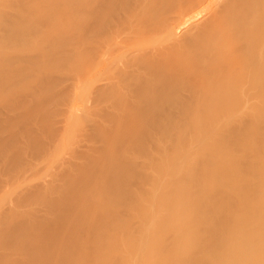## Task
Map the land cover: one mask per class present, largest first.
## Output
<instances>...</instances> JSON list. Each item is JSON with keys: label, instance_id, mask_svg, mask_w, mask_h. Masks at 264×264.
I'll use <instances>...</instances> for the list:
<instances>
[{"label": "bare ground", "instance_id": "1", "mask_svg": "<svg viewBox=\"0 0 264 264\" xmlns=\"http://www.w3.org/2000/svg\"><path fill=\"white\" fill-rule=\"evenodd\" d=\"M2 1L4 4L2 3V5H1ZM2 1L0 2V6L2 8L5 7L6 11L9 10L10 13L6 12V11L5 12L8 14H6L5 12L1 13V11H3L4 9L0 10V93L1 94H2V89H3V88H1V86L7 85V84H5L7 81L9 82V80L11 78L19 76L20 74L23 75L24 72L28 71L29 68L37 70L35 68H37L40 64H43V65H40L38 67V70H39L40 67L44 66V63L47 62L46 60H48V59H46V58L50 57L51 55H54L53 57L55 58V60L58 58L56 60L57 62H55L52 59V57L49 58L51 61L48 60V62L52 63V60H53L54 62H53V64H50V66L54 68V66L57 65V66H55L57 68L58 66L62 67L64 64H66L68 62V59L62 57V55L68 54L71 50H74L73 49L74 47H75L74 51H77L78 53L77 52L76 53L79 54V51H78L79 48L77 47V44L80 42V40L85 39L83 34L80 36H78L79 35L78 34L77 36H75L73 38L69 37V38H66L65 40L61 41V43H62L61 47L58 50H55L58 52H55L53 49L55 47L54 41L58 43L59 37H56L55 35H49L48 32L46 33V31L50 30V28H51L50 31H59L60 30L61 31L60 33L67 34L69 32L68 30L76 27L78 25L77 23L79 22V21H77V23H76L73 20H70L69 16L75 17L77 14H80L81 17H83L85 15L86 18H84L83 23H82V21H80L81 24L79 23L78 26L84 25L88 29V31L91 32L90 34H92L94 36H100L101 41L88 43L85 47H83L80 50V53H81V55H83V59H84L83 62L86 66V69L88 70L87 67H89L88 73L91 72L90 71L91 66H93L92 72L94 70H96V67H97V72L96 73L93 72V75L94 74L95 75L100 74V76H101L100 81H102V89L103 90H101L98 93L96 98L111 103L108 106V108L111 111L112 110L113 111L110 112L109 116H106L105 121L107 122L108 120H110V127H111V126H113V124L111 125V122L117 124L116 121H120V118L122 120V117L124 115V118L125 117L126 118L125 119L123 118V121L124 120L126 121V119H128L127 122L129 121V124H128L129 126H127V127L129 129L126 128L127 130L125 129V131H124L123 130L124 128H122V127H124L123 123L125 121L123 123H122V121H120L122 123V125L121 124L119 125L120 122H118L117 126H119V127H117L116 132H119V135H120L119 137L121 139L124 138L122 136L124 135L123 133L126 132L124 136L125 137L126 136L127 137L132 136L133 139H132V137H131V139L135 140L133 142H136V140H137L136 137H140V135L145 133V132L146 133H148L149 131L151 132V128L154 127L152 125V127L148 128V126H150V124L146 125L147 123L146 124L142 123V122H144V121H142V119H140L142 122L138 120L139 122L136 123V120H137V119H135V117L137 116L136 114L142 115L145 112H151V113L152 112L153 113L158 112V113H160L159 115H163V117L160 118L162 120L159 119L161 121L162 126H163V124L165 125V123H163V119L165 120V118H167L168 114L170 115L171 113H175V114H177L176 119H178L179 121L176 120V121H178L177 125L174 127L172 126V128L169 132V137H168L169 139H167L166 142H163V141L161 142V139L159 138V143H164L162 146L165 148L167 145V147L165 149L164 148L161 149L160 147H162V146L159 145L160 153H158L159 151L157 152V150L154 149L155 145H154V148H152V146L154 144L153 143V144H151L152 145L151 148L156 150V151L153 150V152L150 153L149 151H151V150H149V149H151V148H148L150 146L149 145L150 143H149L148 144L149 146H147V148L145 147V150L146 149H148V150H146L147 152L144 151V153L147 154L149 152L150 154L154 153V155H156L155 153H157V154H159V155H156V157L159 156L157 158L165 159L167 162L172 163V164L175 163L174 161H176V158H179V157L185 158V160L187 159L188 161L186 162L184 159L179 158L180 160H182V162H180L179 159H177L179 161L178 165L180 163H183V164L185 163V164H184V166L181 165L182 167L180 165L179 166L175 165L174 167H180V169H178L177 172H176L177 169L173 168L174 170H170L168 174H162V177L158 182H155L154 184L144 183L143 181L138 180L139 178L137 179V177H134L135 171H133L132 169L135 170V168L131 169V167L126 163V159H128L127 157H129L128 156L129 151H127V153H126L125 150L127 149L128 146L125 147V145H122V144L119 145L118 143L111 144L110 142H112L114 140H110L109 144L107 143L108 147H106L107 144L105 141L108 139H106V140L101 139L100 140V138L104 134L106 135L107 134L106 130L109 129V128H106L107 126L105 128H101V127L103 125L105 126L108 124L102 123V125L98 124L95 126V124L92 122L93 123L92 127H94L93 132H95V134H96V136L94 134V139H97L99 136V139L96 141L100 143V141L104 140L103 142H105L104 144H106V146L104 145V147H103V145H102V147H100L101 143H100V145L98 144L99 147L95 146L97 142L96 141L93 142L94 140H92L90 142L91 144L93 143L92 146L89 144L90 147L88 145L87 146L88 148H85L84 150L79 151L77 156L75 155L74 165L71 162L72 165H70L71 167L69 166L68 170H66L65 172L63 169H62L63 172H61L62 170L61 171L59 170V174H57V176L60 175L61 173L62 174L59 177H55V181L53 180L54 182L52 181V183L50 182L51 184H47L48 181H46L47 183H45V184L48 186L44 185L45 188L40 187V189H39L36 187L37 189L36 188L35 189L36 190L39 189V190L34 191L35 193H33V191H32L33 194H30V195H32V197H30V199H29L31 201L36 199V204L34 206H33V204L30 205L33 202L35 203V201H33V202L29 201L30 204H27V205H30L31 207L33 206L34 209L27 207L26 205H24L22 207L23 203H22V205L21 204L19 205L20 207L19 206L17 207V209H19L20 211H21V207L23 209L30 208L31 210L30 209H29L30 211L28 210V212H29L28 215H24V214H27L26 210H25L26 212L24 210H22V212H20L18 210V211H16L17 213H15V214L8 213V210L10 211L12 209H14V210L16 209L13 205H12L11 209H10V207H11L10 206L9 209L6 210L9 215L7 213H4V214L1 213V215H0V264H65V263L70 264L68 262H70L71 258L73 259L75 256H77L79 254H83V252H81V251L84 249V246H85V245H83V242H84L83 239H82V242H81V240H78V238L80 237L79 235H78L77 239L74 238L75 240H73V239L71 240V238H73V235H74V237H76L75 235H77L73 232V231H75L74 228L76 227V225L78 228L79 227L78 224L81 225V223H83V222L80 223L79 220L80 221L84 220V219L81 220L83 218V216H82L83 214L81 215L82 218L80 217L79 220H78L79 217L78 218L74 217L76 213H78V214L79 213L80 214L85 213L84 215H87L88 211L91 209V211H94L95 214H99L101 212L102 213L101 215H104L103 217H101V215H100V218H96L98 216L93 214L94 216H96L95 220L92 217L93 215L88 218V216L90 214H92V212L90 214H88L87 218L85 216L84 218L88 219V221L90 219L91 223L89 224L90 221L89 222L87 221L85 223L86 220L84 221V223L86 226H88V225H90V226H88L86 232H85V229H86L85 225H81L80 227L84 226V228H83L84 231L82 230V232L83 233L85 232L87 238L85 237V234L78 233V234H81V236L82 235L84 236L85 241H87L86 239H88V237L93 235V233H94V235H96V233H97V234H99V236L96 235V237H94V236H92V237H93V241L95 240V241L99 242V240L98 239L96 240V238L99 237V239L100 238L102 239V237H100V235L102 236L104 234V232L105 231L107 232L108 229L112 226V224H111V226L107 225L108 229L104 228L103 227L104 221L110 222L111 220H108V219H113L115 217H118L122 220L124 225L117 224L118 226L116 225L117 227L116 226H114V227H116V231H118V229L124 230L123 228L130 227V225L132 223V222L130 224L128 223L129 217L127 216V215H129V216L131 215V209H133L136 204H138V205L140 204V206L136 205L137 206V209L135 208L136 210L133 209V213H134V211L136 212V213H134V215L138 214V216H136V217H139L141 215L140 211L141 212L144 211L143 212V214H144L145 210H146V213H147L148 207L146 205H148L149 203L152 205V206H150L151 211L153 208H156L154 210L155 212L158 211V212H161V214L164 213V215L160 218L161 214H154V213H152L153 211L152 212L149 211L147 214L145 213L144 215L143 214L141 215L142 219H141V216L139 218L142 221L143 216L146 215L144 218L145 222L148 224L146 226H149L150 228H152L151 227L152 224L149 225L150 221L153 224L154 223H158L159 225L161 224L160 227H162L161 228L162 230L160 233L161 235H159V236H162V233H163L164 237L169 238V235L165 236L167 233L171 234L169 232H172L175 234H177L176 231L181 232V231L186 230L189 233L191 232L190 236L187 234L188 232L186 233L189 236L188 240H185V238L183 237L184 234H181L182 238H184V239H182V238L181 239L185 240V241H181L182 243L185 244L183 248L178 247L177 242H175V241H177L176 239H178V241L180 242V239H179L180 233H179V235H177V237H179V238H177L176 235H175V237H173L176 239H175V241L173 239L174 242L172 241V243H171V246L173 248L168 253H172V255L173 254L178 255L179 260L182 257L181 263L179 262V260L177 261V257H175V259H174L177 262H179L180 264H219L221 262H224L221 260H223V258H225V254L229 257L228 258L229 260L226 258L228 260L227 263H229V264H256V263L257 264H264V213H263V211H264V202H263L264 198L262 197V192H261V196L258 194L260 192V190L264 189V185H263L264 179L256 180L257 176H258V178H260L261 175L264 176V160L262 162L261 158L259 156L258 157L255 156L259 162H257L256 159H255V161L260 166H262V168L260 170V167L255 166V164L251 166V164L255 162V161L252 162L253 159L255 158L254 157L255 153H254V155H253V153H251V155H249L250 154L249 151L250 150L252 151L251 148H253L254 146H257L256 143H258L257 141L260 138L259 136H258L259 137L258 139L256 138L257 137L256 132L258 131V130H256L257 129L256 126L264 124V120H263L264 117L262 118L260 116V119L258 118L259 120H257V122L254 119V121L252 120L249 124H247L248 122L246 121L247 122L246 123L245 120H243V118L241 119V117H239L240 122L242 123V120H243L247 125L246 128H245L246 125L245 126L242 125L243 127L242 126L241 127L243 129L239 128V126L241 124H239L240 122H238L239 121L238 115L240 116V113H239L240 110L241 111L244 110V112L246 111L245 108H241V106L247 104L246 102H247L248 98L245 99V101H244V98H246L249 95L251 96V97H249L251 99L248 100L249 103H248L247 107L250 108V110L248 108H246L249 110V114L253 117L255 115V113H258L256 110H258L259 112L261 110L262 113L264 112V111H262V110H264V0H207L208 5L209 4L212 5V6L209 5V7H211L212 10L210 13H207V14H205V13L202 14L203 12H206V11L202 10L201 14L204 16L203 17L199 16L200 18H195L194 16L200 12V10L202 9V7L200 5L202 4V6H203V3H201V2H203L205 0H80V2H77V0H75L76 2L74 0H55L54 2H52L53 0H2ZM73 3H75V4H73ZM197 4H198V6L201 7V9L198 8ZM204 5H205V3H204ZM194 7H196V8H194ZM206 7H204V8H206ZM166 9H167V11H170V10L173 11L175 13V16L174 15L172 16V14H169L171 12H169L167 14ZM197 9H200V10H197ZM164 10L166 11V13H164ZM58 15H59V17H58ZM56 17H58L59 21H58V19H56ZM159 18H160V20H159ZM46 19L47 20L50 19L51 22L50 21L49 22L53 23L49 29H46L48 26L47 24H46L47 26H45V28L43 27V25L47 22ZM64 19L66 20L67 25L69 24L68 26H65L66 24L64 23V21H65ZM43 20H46V21L44 22ZM56 20L58 22H56ZM168 21H169V23H167ZM40 22H41V24H40ZM184 22H186V24H185V26H182L184 24ZM42 23H43V25H42ZM41 25L45 29L44 32H42V30H41V29H43L41 27ZM39 26H40V28H39ZM70 26L71 27L73 26V28H71ZM115 28H116V30H115ZM119 28L121 30H119ZM40 30L42 33H40ZM163 30L166 32H164ZM154 33L159 34V35H161V34L164 35V37H165L164 41H166L167 44L163 49H161L160 47H158L156 45L157 43H155V41L158 42L159 39H157V38L154 39ZM48 36H50V39H51V37L52 38L55 37L56 39L53 38V39H51L53 41H49L51 46L45 45V46L49 47L48 49H46V47L42 48V46H43L42 41L44 39H47ZM130 36L131 37L136 36V38H138L136 40L135 44H138L141 52L138 51L139 48L136 45H135L136 48H134L133 47L134 45L132 43L133 46L131 47V50H133L132 48H134V50L135 49H137V50L131 51L129 48L126 50V53L121 52L119 55L116 56L114 54V49L119 48V47H120V49L123 48L124 42L127 41L125 39V37L128 39L127 43H129L130 40L132 39V38H130ZM122 40H124V42H122ZM44 41H46V40H44ZM8 44H11V45L8 46ZM40 44L42 46H40ZM43 44H45V43L43 42ZM141 44H143V45H141ZM35 46H37V47L40 46L39 51L41 53L38 52L37 50H36V52L33 51V50H35L34 49ZM150 46L154 47L153 50H155V48H156V51L155 52L149 51L150 49H152ZM148 47H150V48L148 49ZM30 48H33V50L32 49L30 50ZM145 48H147V49H145ZM44 49L46 50V52ZM103 49L106 51L103 52L102 53L103 55L100 56V61L94 60V55L98 51H103ZM48 50H50V52ZM52 50L54 51V53H52L53 52ZM128 50H130V51H128ZM43 52H45L46 54H48L47 52H49V54H51V55L46 57V55H44ZM73 52H72V54H73ZM130 52H132V53L130 54ZM133 52H135L138 55H136ZM10 54H12L11 57H10ZM42 55H44L45 58ZM71 55H70V59H71ZM128 56H132L133 63L128 65V66H125V65H123V63L128 58ZM39 57L40 58L43 57V59H45L44 61H46V62H44L42 59H39ZM15 61H18V62L22 61V64H23V62H26V63L23 66H20L18 68L16 66H15V68H13L11 66L12 65L11 63L14 64ZM38 62H39V64H38ZM48 62L45 65V70L49 69L48 68L49 67ZM80 62H81V60H80ZM120 62H122V63H120ZM27 63H29V64H27ZM52 65H54V66H52ZM94 65H95V68H94ZM85 66H84V69H85ZM7 67H9L10 71L14 72L13 75H9L10 74L9 70H8V74H7V71H6ZM27 67H28V69H26ZM41 70H44V67H43V69L41 68ZM49 70H51V69H49ZM132 70L134 71V73L132 72ZM52 71H53V69H52ZM92 72H91V74H92ZM140 72H141V76L139 77L138 74H140ZM131 73L137 74V75H133V76H136L139 78V81H137L134 85L131 82V78L133 77V76H131ZM35 75H36V73H35ZM43 76L44 75L40 74L39 79H42V80L38 79L39 83L33 84L34 86H32V87L27 86V87L22 88V90L24 89L23 90L24 92H27V94H20L19 96H14V94H17V93H14L13 98H12V96L10 97V95H9L10 93L9 94L7 93L5 97L3 96L4 98L1 96L3 101H1V99H0V101L3 103L4 106L6 105L5 108H4V106L1 108H3V110L6 108L8 109L10 107V105L14 104L15 102L26 101V99L29 97H30V99L32 98L30 101L33 105L39 104V100L38 101H36V100H37L39 93L40 94L44 93V92L41 93V91L44 90L43 84L46 83L48 78L52 77L51 75H50V77L49 76L43 77ZM20 77H22V76H20ZM16 78H18V77H16ZM89 78L94 79L93 76L92 77L90 76ZM51 79L52 78H50L49 80H51ZM86 80L87 79H85V81H83L82 84H85L88 81V80L87 81ZM63 82H64V80L62 81V83ZM93 89H95V88H92V90ZM14 92H16L15 89H14ZM57 92H59V91H57ZM4 95H5V93H4ZM245 95H247V96H245ZM47 96H48V94H47ZM73 96H75V94ZM232 96H234L235 99H233ZM9 97L12 99H7ZM50 97H51V95H50ZM229 97H231L232 99ZM202 98H204V99L206 98L207 100L205 99V100H203L204 102L203 101L200 102L199 100H201ZM45 99H47V98H45ZM56 100H58V99H56ZM89 100L90 99H88V101ZM85 101H87V100L85 99ZM1 102H0V106H2ZM218 104H219V106L221 104L223 107L227 106L228 110L234 111L233 112L234 114L229 113V115H227V113L229 112V111H227V108L225 107L226 109H224V108H222V106L218 107ZM216 105L219 108V110H221L220 108H222L223 110L227 111L223 115V116H225V114H226L227 117L225 116V117L220 119L222 114H221V116L219 115L220 116L219 122L220 123L222 122V124H220L216 121L217 125L215 127V125L212 126L214 123L209 120V118H211L209 115L208 116V120H209L208 124H210V123H212V124H211V126L209 125L210 127L208 126V124H206V127H209L210 129L212 128V130H210L209 128H205V129H209V130H205L208 132V134L205 135V132H204V135H202L200 133L197 135L198 138L195 137L194 134L198 133V132H196V133L194 132L195 129H197L195 127L197 125H199V126L202 125V127H203V124H201L204 121V119H202L203 118L202 116L204 114H206L207 112L206 113L201 112V114H203L201 117L199 116V113H197L198 114L197 115L194 112H196L197 110L198 111L202 110L201 108H205V111H206V109L214 107L213 109H215V110H214V113H213V111H212V113L215 114V113H218L217 107L215 108ZM70 107H72V106H70ZM77 107H79V106H77ZM80 107H83V106H80ZM232 107H234V109H232ZM236 107H238V108L236 109ZM39 108H40V106H39ZM75 109H77V108H75ZM192 109H194V110H192ZM251 109L253 112L255 110V113L252 112L253 113L252 114L250 112ZM3 110L0 109V129H2V127L6 126L9 122V120L11 119L9 117V120H8L5 118L4 114L2 115L1 111H3ZM188 110H191V112H192L191 113L189 111V114L191 113L189 115V117L192 116V114L194 116L196 114V117L199 116L196 119H194V117H192L194 119V120H192V122L190 121V118H189V120L186 119V121H188L190 124L192 123L190 125L187 122L189 125V128L185 124L181 123L182 120L183 121L185 120L186 114H187L186 112ZM210 110L211 109H209V111ZM4 111H6V110H4ZM72 111H73V109H72ZM237 111H239V112H237ZM75 112L77 113L78 111H74V113ZM81 112H83V111H81ZM76 113L74 115H76ZM153 113H152V115H153ZM161 113H163V114H161ZM236 113H238V114H236ZM241 113H243V112H241ZM81 114H83V113H81ZM259 114H256L255 117H253V118L257 119ZM134 115H136V116H134ZM144 115H147V113ZM144 115H142V116L145 117ZM152 115H151V117H152ZM159 115L156 114L155 117L159 118ZM246 115H248V114H246ZM81 116L79 115V117H81ZM170 116L168 118L173 117V116L172 117H170ZM211 116L213 117L212 114H211ZM214 116L218 117V114H215ZM251 116L248 115V117H251ZM23 117H26V116L23 115ZM139 117L140 116H137L136 118H139ZM151 117H150V119H152ZM183 117H184V119H181ZM217 117H216V120H217ZM32 118L34 119L35 116ZM129 118L131 120H135L132 122L136 123V124L134 125L133 123H131L130 122L131 120ZM168 118H167V120H168ZM33 119H31V121ZM101 119L104 121L102 116H101L100 120ZM214 119H211V120H214ZM78 120L79 119H77V121ZM208 120H207V122H208ZM70 121H72V120H70ZM97 121L98 120H96V119L94 120V122H96V123H97ZM99 121H98V123H99ZM151 121L153 122V119ZM233 121L235 123L239 124V126L237 124H235ZM164 122H166V120ZM179 122L181 124H178ZM138 123H140V124H138ZM171 123H174V122L171 121ZM233 123L237 127L233 128L234 125H233V127H230V125L232 126ZM26 124L28 126L30 125V123H28V122ZM73 124H74V122H73ZM143 124L145 126H147V127H145V126L144 127H145V129H149L148 131L147 130L144 131L145 129H143ZM175 124H173V125H175ZM218 124H220L221 126H225V127H228L227 125H229V127H230V128L228 127L229 131H228V128H226V129L230 133L222 132L221 130L224 127H222L220 129L218 127L219 126ZM154 125H155V123H154ZM70 126L72 127V124ZM158 126H159V124H158ZM179 126H181V127H179ZM30 127H31V125H30ZM30 127L26 128V125H25L24 129H26V130L29 129L28 131L33 130V128H30ZM89 127H90V129H92L91 126H89ZM213 127H215V128L213 129ZM135 128H138V129L136 130ZM160 128L161 127H158L155 131L161 130ZM190 128H191V130H190ZM73 129L77 130L79 128H77V126H75V128H74V126H73ZM139 129L140 130L142 129L144 132L142 130H141L142 131L141 132ZM218 129L223 133V135L226 134V138L231 139V140H229V143H226V142H228L227 141L228 139H226L225 135L223 136L222 133ZM226 129H225V131H226ZM109 130H107V131H109ZM197 130H199V129H197ZM217 130L220 133L217 134L216 136L217 137L223 136L224 137L223 139H225V140H221V138H219V137L216 139L215 134L218 133ZM262 130H264V129H262ZM138 131H140V132L137 133ZM259 131H258V133H259ZM53 132H54V130H53ZM72 132H74V131H72ZM131 132H133V133L131 134ZM258 133H257V135H258ZM259 134H262V133H259ZM263 134H264V131H263ZM11 135L12 136L10 137L9 140H5L3 131H0V158L2 157V160L4 163L3 168L8 167V168H5L6 170L9 169L12 162L15 163L17 158H20L19 156L22 155L21 153H20V155L18 153L16 154L15 152L12 153V151H13L12 149L14 147L13 144L15 143L14 140L17 136V131L13 132ZM92 135L93 134H91V137H92ZM100 135H102V136H100ZM149 135L147 136V139H148ZM154 135H156V132ZM66 136H68V134ZM145 136L146 135H144L143 138L140 137V138H142V140L141 139L140 140L143 141ZM151 136H153V134H151ZM151 136L149 137V139L152 138ZM254 136L257 139L256 141H255ZM104 137H102V138H104ZM116 137H117V135H116ZM116 137H113V139ZM154 137H156V136H154ZM120 138L117 137L115 140H118ZM66 139L68 140V138H66ZM232 139H234L235 141ZM124 140H127V139L124 138ZM132 140H129V141H132ZM140 140H139V144L141 145L143 142H140ZM145 140H146V138H145ZM245 140L247 142H245ZM121 141L122 140H120V142ZM129 141L127 140V142H129ZM154 141H156V140H154ZM174 141H176V142L174 143ZM177 141H178V143H177ZM254 141H255V145L251 146L252 142H254ZM260 141H262V143H263L264 140H260ZM123 143H124V141H123ZM129 143H131V142H129ZM129 143H128V145H129ZM172 143H174V145H172ZM188 143L192 148H190L187 152H185L181 148L183 146H186ZM125 144H126V142H125ZM158 144H156L157 147H158ZM168 144L170 145L171 148L168 147L169 146ZM223 144L224 145L228 144V145H225V147H227V146L231 147L232 146V148L229 149V147H228L229 150L224 152L227 148L225 149V147H223L224 146ZM232 144H234V145H232ZM258 144H260V142ZM112 145H115L117 147V148L115 147L117 149V151H118V149H120L119 152L122 150V148H120V147L124 146V149L122 151H125V152H123V155H121L122 151L119 153V155L117 154V151H116L115 153L117 155H114L111 158H110V156H111L110 155L109 159H108L107 157H108L109 153L112 151L111 150ZM131 145H132V143H131ZM262 145L264 146V144H262ZM134 146H133V148H134ZM143 146H145L144 143H143ZM243 146L245 147V149ZM258 147H260V146H258ZM258 147H256V148H258ZM105 148H109L108 150H111V151L108 152V150H106ZM183 148H185V147H183ZM223 148L225 149L224 151H223ZM247 149H250V150H247ZM254 149H255V147H254ZM161 150H163V151H161ZM216 150L217 151L220 150V151H218L219 154H217L218 152L215 153ZM255 150H256L255 152L258 153L259 150L258 151H257V149H255ZM9 151H11L13 157L12 158H3V155L8 153ZM198 151L202 152L201 155L199 154L200 156H198V154H196V152H198ZM212 151H214V153L216 155L213 154ZM129 153H131V152H129ZM110 154H112V153H110ZM124 154H127L126 155L127 157H125ZM150 154H148V155L152 156ZM211 154H213V156H217V157H212ZM259 154L262 155V157L264 155L263 153L261 154V152ZM51 155H53V154H51ZM106 155H107V157H106ZM148 155H147V158H149ZM186 155L188 156L187 158L185 157ZM246 156H249V157L252 156L251 164L249 161L247 162L248 158ZM201 157H203V158H201ZM25 158H26V156H25ZM155 158H153V159H155ZM205 158L208 159V161L204 160V162H203L202 159H205ZM150 159H152V158L150 157ZM250 159H251V157L249 158V160ZM183 160L185 162H183ZM20 161L18 160V162H20ZM70 161H72V160H70ZM192 161H193V163H191ZM194 161H195V165L197 167V168L195 167L194 171L197 172V175L199 174V172H202L199 174V175H201V174L203 175V176L201 175L202 178H204V175H205L206 179H208L209 178L208 176H210L209 182H212L211 185L209 182L206 181V179L200 180V178L197 180L198 181L197 183H196V180L194 181V183H196V185L193 184L192 178H194L196 173H194V172L192 173L191 172L192 170L190 171V169H193L194 165L192 166V164H194ZM207 162H208V164H206ZM246 162L250 165V167H249V165L247 167H249L251 172L252 171L254 172V169L256 171L257 168L259 167L258 169L260 171L258 170V172L260 174H258L257 171H256L257 176L253 174L256 178L255 177L252 178L253 176L248 174L251 172L250 171L248 172V170H245L246 167L245 168L243 167L244 165L247 164ZM186 163H188V165ZM240 164H242L243 166ZM237 165H239L237 168L238 169L240 168L238 170L239 174H241L240 173L241 170L243 172V168H244V172L246 171L245 173H247L250 176L249 177L250 179L247 178L248 177L247 174H246L247 176L244 175L242 177L243 179H246V180H243L244 182H242V184H244V185H240V184H238V186H237V184L235 185L236 182L240 183L239 181H237L239 179H235L236 175L238 174V173H236V171H237L236 166ZM190 166H192V168ZM253 166H255V167H253ZM252 167H253V170H252ZM65 169H67V168H65ZM1 172L2 171H0V173ZM46 173H48V172H46ZM49 173H50V171H49ZM56 173H58V172H56ZM97 173H99V175L101 173L104 176H101V177L97 176ZM126 173L128 176L126 175ZM172 173H175L176 175H178V177L182 180V182L181 183L174 182V177L172 176ZM186 173H191V174L188 177L186 175ZM218 173H223L222 175L226 176V177L224 176L226 178V180H224L225 182L227 181V179H229V181H227V182H229L228 184H230L231 186L233 184L232 190L230 191L231 193L236 188H240L237 191L235 190L238 193L236 195L237 198L234 197L235 196V194H234L233 197L235 199L234 198L228 199L229 202L235 201L236 205H235V203L232 204L233 206L230 207L232 211L227 212V213H226V211H228L229 206L226 208L225 206H227V205H225V204L226 203L228 204V202H226V203L223 202L225 204L220 202L223 200L224 197L223 198L219 197V199L221 198L222 200L221 199L220 200L219 199L214 200L215 202L218 201L220 203H217V204L213 203L212 204L213 200H212V202H208V195H206L207 196L206 197L202 194L209 187L211 189L209 191H211L213 193V190L215 189L214 187L217 188V189H215L216 191L214 190L215 192H217L218 191V185L224 186L225 183L221 180L224 178L223 177L218 178L219 177ZM216 175H218V177ZM238 175H237V177H238ZM242 175H243V173L240 176H242ZM47 176H48V174H47ZM54 176H55V174H54ZM54 176H52V177H54ZM124 176H126V178L123 179ZM191 176H192V178L190 179ZM213 176L216 177L218 180L220 179L222 182L219 180V184L216 185L217 181H215V178H214L215 182L211 181V180H213L212 179ZM220 176H221V174H220ZM227 176H228V178H227ZM263 176H261V177H263ZM127 177L129 178L128 182L126 180ZM198 177H200V176H198ZM203 180H205L206 184L209 183V185H210V186L206 187L205 190L203 188H205V186H207L208 184L207 185L203 184L204 183ZM137 181H140V182H137ZM199 181H201L200 183H202V181H203V183H202L203 186H202V184L199 183ZM164 182L167 184L166 187L163 186V184H165ZM137 183L139 184V186H141V192L139 193V195L137 194V192H139V187H138V190L136 189L137 192H136V190L134 192L132 191L133 190L132 186L134 187V184L136 185ZM221 183H224V184L220 185ZM225 185H227V184H225ZM200 186L202 188H200ZM164 187L168 188V192L165 193V191H167V190H165ZM135 188H137V187H135ZM187 189H189V191L192 194V200H191L190 195L188 193H186ZM220 189L221 188L219 187V190ZM223 190H221V191H223ZM247 190H253V191L255 190L259 196L258 195L255 196V194L252 195L253 192H251L249 194V191L247 193ZM257 190H259V192ZM26 191H27V189H26ZM262 191L264 192V190H262ZM27 194H28V191H27ZM200 194H202L201 196H203V197H201ZM209 194H211V193H209ZM105 195H107V197H105ZM109 195L111 196L110 199L108 197ZM97 197L100 199V201L99 200L96 201L99 203L98 207L94 204L95 199L97 200ZM103 197H104V199L108 198L109 202H112V203L110 204V209L107 210V208H106V209H103V211H102V203L104 204V206L106 205V203H104L102 201ZM185 198L188 199L193 204H195L197 207L207 205L209 212L210 213L212 212L211 214L213 215V217L215 216V220L212 221L213 220L212 219L209 221V219H211V217H212V215H211V217L209 216L210 218L207 217L208 221H209V222L207 221L208 224L202 223L205 225V226H203L200 223V224H198L197 227H195V224L197 222L196 221V218H197L196 215L197 214H195V212L198 213L199 211L195 210V212H194L195 217L192 218L191 216H185V214L186 215L189 214L188 212H187L188 213L187 214V213H185V211L182 208H178V207L174 206L175 203H177L178 201L180 203H182V205H185V204L190 205L189 201L186 200ZM226 198H225V200H226ZM108 199L106 201H108ZM0 200H2V199H0ZM72 200H73V202L76 200L78 201V202L76 201L73 204V209H72V203L73 202H71ZM236 200H238V201H236ZM4 201H5V198H4ZM23 201L24 200H22L21 202H23ZM144 202L146 203V205H143V204H145ZM2 203H3V201H2ZM68 203H70V204H68ZM98 203H97V205H98ZM123 203H126V205L128 207L126 217H125V215L120 214L118 212V206L120 204H123ZM141 203H142V205H141ZM67 204H68V207H67ZM76 204L78 207H76ZM92 204L95 205L98 209H95V207L91 208V207H93ZM132 204H135V205L133 206ZM210 204H212V205H210ZM62 205L64 207H62ZM15 206H17V205H15ZM141 206H143L142 209H144V207L146 206V209L142 211L140 208ZM234 206H235V208H233ZM69 207H71V208H69ZM74 207H76V209H74ZM129 207H130V209H129ZM138 207H139V209H138ZM99 208L101 209L100 212L97 211V210H99ZM224 208L227 209L225 212L223 211ZM95 210L97 213L95 212ZM105 210H107L108 212ZM110 210L112 211L111 213L109 212ZM220 210H222V212H224V214L226 213L225 215L223 214L224 217H223L222 213L220 212ZM105 212H107V215L109 213L111 214V217H109L110 215H108V218L106 220H104ZM213 212H214V214H213ZM21 213H23V214H21ZM149 213L152 214V217H149L148 220H146V217L151 216V214L149 215ZM73 214H74V216H73ZM198 214L203 216L200 213H198ZM219 214H221V215H219ZM79 215H76V216H79ZM154 215H157V216L160 215L159 219H157ZM199 215H197V216H199ZM72 216H73V218H72ZM204 216H205V214H204ZM136 217H135V219L137 220ZM154 217L157 219L156 222H154V220H156V219H151ZM189 217H191V219ZM69 218H72V219H70V220H72V222L75 219L78 220V224L75 221L73 222V223H75L74 228H72L71 225H73V223L72 222L70 223ZM207 218H206V220H207ZM222 218H223L224 224L219 223L220 221L222 222V220H221ZM140 219H138V220H140ZM149 219H151V220L149 221ZM37 220L39 221L37 226L35 224L33 225L34 221H37ZM65 220H69V221L66 222ZM64 221L67 223V224H65L67 226L69 225L68 223H70L69 227L71 228V230L70 229L68 230V227L65 226L67 229L65 228L66 231H63L62 237L64 235L66 236V234L69 233L68 231H70L69 234H73V235H71L72 237L69 234H67L69 236L70 241H66L68 237L66 238L65 241H64V239H62V241L60 240L61 236L60 237L58 236L59 234L61 235V233H62V231H60V230L59 231L61 233L58 232L59 234L55 235V236H58L59 239H57L58 237L54 238L55 237L54 234L57 233L56 230H58L59 226H61L60 222H64ZM141 221H139L136 224L137 225L139 223L141 224ZM194 221H196V222H194ZM57 222H58V224H57ZM211 222H212V224H215L214 222H216L218 225H212V224L210 225ZM142 223H144V220L142 221ZM53 224L54 225L56 224L58 226V228H56ZM106 224H108V223L106 222ZM51 225H53L55 227V229H54V227L52 226L53 230H55L56 232L53 230H50L52 228ZM143 225L145 226V224H143ZM143 225L142 224L139 225L142 228V230L144 228ZM200 225H202V229H201ZM206 225H208V226L206 227ZM146 226H145L146 230L148 229V232H144V236H146V241L151 240L154 243V241L157 240V241H155L156 243L157 242L161 243L163 237H162V239L158 240V238H160V237L157 238L156 234H154L158 228L160 229V227L157 226L158 227L157 228V227H154L155 225L154 226L152 225L155 229L157 228L153 232V230H151L149 227H146ZM217 226H219V227H217ZM63 227L61 230H65V229H63ZM203 227L205 229H203ZM36 228L37 229L39 228V231ZM79 228H78V230H79ZM154 228H152V229H154ZM32 229L33 230L36 229L38 232L36 230L33 232H36L37 234H35V233L33 234ZM72 229H73V231H72ZM80 229H82V228H80ZM46 230L47 231L49 230V231L47 232ZM78 230L76 229L77 232H78ZM51 231L55 232V233H53L54 237L52 236V233H49ZM64 232L65 233L67 232V233L64 234ZM80 232H81V230H80ZM152 232H153V234H152ZM206 232H208V233H206ZM43 233L44 234L46 233L45 238H43L44 237ZM88 233H91V235ZM157 233H159V232H157ZM49 234H51V235H49ZM132 234H134V233H132ZM140 234H141V232L138 234L139 237H140ZM51 236H52V238H50ZM65 236H64V238H65ZM46 237L47 238L49 237L50 239L49 238L48 239L50 241H48L46 239ZM82 237H80V238H82ZM42 238H43V240L47 241L46 244H45L46 241L44 242L45 245L48 244L45 247H44V245L41 246L43 243H41V245H39L40 243L37 244V241H41V242L43 241ZM168 238H166V239L168 240ZM101 239H100V241H101ZM171 239H169V240L171 241ZM90 240L92 241V238ZM163 240L165 241V239H163ZM93 241H92V243H95V241L94 242ZM164 241H162V244L164 243ZM129 242H131V241H129ZM92 243H90V241L88 242V245H89L88 249H90V247L93 248L92 251H93V253L96 254V258H98L97 254L99 252L100 253L102 252L101 253L102 255L99 253L101 255L99 257H101V259L104 261L105 260L108 261L106 258L107 254H108V256H110V255L113 256L110 252H108V253L104 252V248H105L104 246H102V247H104L103 249L101 248V245L98 246L103 251H101L99 248H97V245L100 242L97 243L96 247L90 246V245H92ZM84 244H85V242H84ZM128 244H130V243H128ZM157 244L154 243L155 246ZM102 245H103V242H102ZM158 245H160V244H158ZM128 246H127V248H129ZM130 246H131V244H130ZM147 246H148V244L146 243L145 247L142 246L144 249H142L140 247L142 250H140V248H139L138 249V250H140L139 253H141V251H143L144 252L143 255H144L146 253ZM86 247H87V245H86ZM132 247H134V246H131L129 249H132ZM150 247L152 249L150 248L149 251L154 249V247L152 245H150ZM94 248H96V249H94ZM258 248L262 249L263 255H261V251H260L259 255H261V257L255 258L256 260H254V255L252 253H254L256 249L258 250ZM194 249H199V250H198V252H196V250L194 251ZM162 250L163 251L160 254V256H162L163 252L167 253V251L164 250L163 247H162ZM242 250L247 251V255L242 254L241 253ZM257 250L255 253H256V256L258 257L259 255H257V252H258ZM41 251H43V252H41ZM88 251L89 250H87L86 252H88ZM103 252H104V256H103ZM200 252H201V254H203L205 256V258L202 255L203 256L202 259L199 258V260H198V257L196 258L195 256H198V253L200 254ZM21 253H23V255ZM41 253L44 254L43 255L44 259L41 258L42 257ZM109 253H110V255H109ZM129 253L131 254V252H128L126 254H128V256H129L130 255ZM25 254H26V256L22 257L24 259L21 258V262L19 261L20 259L17 260L19 256H24ZM39 254H41V256H39L41 258L40 262H39V257L38 258L36 257ZM89 254H91V252ZM132 254H133V252H132ZM132 254H131L132 257L131 256L130 257L134 258L133 256L135 253L133 255ZM136 254H137V257H140V258H143L144 256H146V255L143 256L140 254L138 256V252H136ZM136 254H135V258H136ZM251 254L253 255V257L250 256ZM116 255H117V257H118V255L125 256L127 258V261L129 262V263H127V261L125 260L126 263L131 264L130 263L131 258H129L128 256L123 255V254L122 255L116 254ZM166 255L167 254H164L163 257H165ZM175 255H173V257L172 256L171 257L174 258ZM241 255H243V257ZM16 256H18V257H16ZM83 256H84V258H86V259H84L85 261L88 260V262H83V263L89 264L91 262L92 263L94 262L93 260L91 261L89 259H92L91 257H94L95 255H93V254L87 255V257H89L88 259H87V257H85V255H83ZM104 257L106 259H104ZM163 257H158L157 259L162 258V260H163ZM167 257H165L164 259L166 260V258H167V260H168L170 256H167ZM184 257H186V258H184ZM194 257L198 260L195 263L193 262ZM78 258L79 257H77L75 261H77ZM82 258L80 259L81 263H82V261H84ZM248 258H251V259H248ZM94 259H95V257H94ZM113 259L110 261H113ZM137 259L138 258H136V260ZM63 260H64V262H63ZM97 260L98 259H96L95 262ZM102 260L99 259V263L103 264L102 262H100ZM131 260H132V262L136 261V260L134 261L133 259H131ZM71 261H73V263H75V264L80 263V262H78L79 260L77 261L78 263H76L74 260H71ZM147 261H149V262H147ZM159 261H157V263H159ZM176 261H174V262H176ZM162 262H165V261L163 260ZM99 263H97V264H99ZM105 263L106 262H104V264ZM143 263H145V262H143ZM149 263H150V260L149 259L146 260L145 264H149ZM179 263H175V264H179ZM106 264H109V262ZM133 264H135V263H133ZM166 264H169V263H166ZM170 264H171V262H170ZM225 264H226V262H225Z\"/></svg>", "mask_w": 264, "mask_h": 264}, {"label": "rangeland", "instance_id": "2", "mask_svg": "<svg viewBox=\"0 0 264 264\" xmlns=\"http://www.w3.org/2000/svg\"><path fill=\"white\" fill-rule=\"evenodd\" d=\"M2 0H0V2H1ZM55 0H53L52 2H54ZM75 1V0H74ZM73 2V1H72ZM76 2V1H75ZM77 2H80V0H77ZM207 2V0H205V1H203V2H201V3H203V6L204 7H206L207 5H208V2ZM2 3H3V1L1 2V5H2ZM204 3H205V5H204ZM4 4V3H3ZM73 4H75V3H73ZM210 5V4H209ZM209 5L206 7V8H204L203 6H202V4L200 5L201 7H202V9H201V7L200 6H198V4H197V6H198V8H200V9H197V10H200V12L197 14V15H195L194 17L195 18H200L201 16L203 17L204 15H202V14H207V13H210L211 12V7H209ZM196 6V5H195ZM210 6H212V5H210ZM1 7V6H0ZM4 7V6H3ZM65 8V7H64ZM194 8H196V7H194ZM2 9H4L3 11H1V13L2 12H5L6 11V8L4 7V8H0V10H2ZM170 10V9H169ZM206 11V12H201V11ZM210 10V11H209ZM166 11H167V9H166ZM166 11L164 10V13H166ZM6 12H9V10H7ZM5 12V13H6ZM169 12H171V13H169ZM10 13V12H9ZM172 14V16L174 15L175 16V13L173 12V11H167V14ZM202 13V14H201ZM4 14V13H3ZM6 14H8V13H6ZM59 14V13H58ZM200 14V15H199ZM5 15V14H4ZM177 16V15H176ZM198 16V17H197ZM200 16V17H199ZM58 17H59V15H58ZM58 17H56V19H58ZM193 17V18H194ZM82 18V19H81ZM84 18H86L85 17V15L83 16V17H81V15L80 14H77L75 17H72V16H69V19L70 20H73L74 22H76L77 23V21H79L77 24L79 25V23H80V21H82V23H83V21H84ZM191 18V17H190ZM47 20V19H46ZM46 20H43L44 22L46 21ZM53 20V19H52ZM65 20V19H64ZM63 20V21H64ZM159 20H160V18H159ZM51 22V20L49 19V20H47V22L43 25V23H42V25H43V27L45 28V26H47V28L46 29H49L51 26H52V24L53 23H50ZM58 21H59V19H58ZM57 20H56V22H58ZM171 22V21H170ZM64 23L66 24L65 26H68L67 25V22H66V20L64 21ZM75 23V24H76ZM167 23H169V21L167 22ZM40 24H41V22H40ZM47 24V25H46ZM51 24V25H50ZM63 24V23H62ZM76 24V25H77ZM81 24V23H80ZM185 24H186V22H184V24L182 25V26H185ZM42 25H41V27H42ZM50 25V26H49ZM77 25V26H78ZM26 26V25H25ZM24 26V27H25ZM74 27L73 28V26L71 27V28H73V29H70V30H68L67 32V34H64V33H60L61 31L59 30V31H50L51 30V28H50V30H48V31H46V33L48 32V34L49 35H55L56 37H59V39H58V43L57 42H55L54 41V43H55V47L53 48L54 49V51L55 50H58L60 47H61V41H63V40H65L66 38H69V37H71V38H73V37H75V36H77L78 34V36H80V35H84V40H80V42L77 44V47L79 48L78 49V51H79V54H77L78 52L77 51H74L75 50V47L73 48L74 50H71L68 54H65V55H62V57H64V58H67L68 59V62L66 63V64H64L62 67L60 66H58L57 68L55 67V66H57V65H52V66H54V68L53 67H51L50 66V64H53V62L55 61V62H57L56 60L58 59H56L55 60V58L53 57L54 55H51V54H49V52H50V50H48L49 52H47L48 54H46L45 52H46V50H45V52H43L44 53V55H46V57H48L49 55H51L50 57H52V59L54 60H52V63H50V62H48V60H50L49 58L50 57H48V58H46V59H48V60H46L48 63H49V69H51V70H49V69H47V70H45V65L47 64V62L46 61H44L45 59H43V57L45 58V56L44 55H42L43 57L42 58H40L39 57V59H42L44 62H46V63H44V66H42V67H40V69L38 70V67L40 66V65H43V64H40L37 68H35V69H37V70H34V69H31V68H29L28 69V67L26 68V69H28V71H25L24 72V74L22 75V74H20L19 76H16V77H18V78H16V77H13V78H11L10 80H9V82L7 81L5 84H7V85H5V86H1V88H3L2 89V94L0 93V99H1V101H3L2 100V98H1V96L3 97H5L6 96V94L8 93H10L9 95H10V97L12 96V98L14 97V96H19L20 94H27V92H24L23 90H22V88H24V87H32V86H34L33 84H37V83H39V80H42V79H39L40 77V74L41 75H44L43 77H46V76H49L50 77V75L52 76V77H50V78H52L51 80H49L50 78H48V80L50 81H46V83H44L43 84V88H44V90H42L41 91V93H43V94H40L39 93V95H38V97H37V100L36 101H38L39 100V104H37V105H33L32 103H31V99H30V97L29 98H27L26 99V101H21V102H15L14 104H12V105H10V107L7 109H4V110H6V111H4L3 110V108H1V107H3L4 105H3V103L1 102V105L2 106H0V109H2L3 111H1L2 112V115L4 114V116H5V118L6 119H8L9 120V117L11 118L10 120H9V122H8V124L6 125V126H4V127H2V129H0V131H3V134H4V137H5V140H9L10 139V137L12 136L11 134L13 133V132H16L17 131V136H16V138H15V143L13 144V151H12V153H18L19 155H20V153L22 154V155H18L20 158H17V160L15 161V163L14 162H12L11 163V168L9 167V169H5V168H8V167H5V168H3V166H4V163H3V160H2V157L0 158V171H2L1 173H0V199H2V200H0V215H1V213L2 214H4V213H7V209H9V207H10V209L12 208V205L16 208L15 210L14 209H12V210H8V213H10V214H15V213H17L16 211H18L19 209H17V207L21 204L22 205V203H23V205H22V207L24 206V205H26L27 207H30V208H33L34 209V205L36 204V199L35 200H33V201H35V203L33 202V201H31V200H29L30 199V197H32V195H30V194H33V193H35L34 191H38L39 189H40V187H42V188H45V186L44 185H46L45 183H47L46 181H48V183L47 184H51L52 183V181L54 180L55 181V177H59L60 175H58L57 176V174H59V170L61 171L62 169L64 170V172L66 171V170H68L69 169V166L70 165H72L71 164V162L73 163V165H74V160H75V155L77 156V154H78V152L79 151H82V150H84L85 148H88L87 146L90 144L91 146H92V144L90 143L92 140H94L93 142H95L96 140H98L99 139V136H98V138L97 139H94V134H95V132H93L94 130H93V128L94 127H92L93 126V123L95 124V126L96 125H102V123H107L108 125H103L101 128H105L106 126V128H109V129H107V130H109V131H107L106 130V135L104 134H102V135H100V136H102V137H104V138H100V140L101 139H108V140H106L105 142H106V144L108 143L109 144V141L110 140H114V141H112V142H110L111 144H115V143H118L119 145H125V147H127V149L125 150L126 151V153H127V151H129V152H131V153H129L128 152V156L129 157H127L126 155L127 154H124L125 155V157H127L128 159H126V163L131 167V169L132 168H135V170L134 169H132L133 171H135L134 173H135V176L134 177H137V179L138 180H140V181H143L144 183H149V184H154L155 182H158L160 179H161V177H162V174H168L169 173V171L170 170H174L175 168L177 169L176 170V172L178 171V169H180V167H174L175 165L176 166H181V165H183L184 166V164L183 163H180L179 165H178V163H179V161L180 162H182V160H180L179 158H176V161H174L175 163H169V162H167L165 159H159V158H157V157H159V156H157L156 157V155H159V154H157V153H155L156 155H154V153L153 154H150L151 152H153V150L154 149H156L157 150V152L159 151V149L161 148H164L162 145L164 144V143H159V138L161 139V142L163 141V142H166L167 141V139H169L168 137H169V132H170V130H171V128H172V126L174 127V126H176L177 125V122L179 121L178 119H176V116H177V114H175V113H171L169 116L170 117H172V118H168L169 116L167 115V118H168V120H167V118H165V120H166V122H164L165 120L163 119V123H165V125L163 124V126H162V124H161V121L160 120H162V119H160V118H162L163 117V115H159L160 113H158V112H152L153 113V115H152V113L151 112H145V113H143L142 115H144V114H146L147 113V115H144L145 117H143L141 114L140 115H138V114H136L137 116H140L139 118H136L137 116L136 115H134V116H136L135 117V119H137L136 120V123L137 122H139V121H141L140 119H142V121H144V122H142V123H147L146 125H148V124H150V126H148V128H150V127H152V125L154 126V127H152L151 128V132L149 131L148 133L150 134H148V133H143L144 135H146L145 136V138H146V140H145V138H144V140L143 141H141L142 140V138H143V134H141L140 135V137H142V138H140V137H136V142H133V141H135V140H132L133 139V137H132V139H131V137H125L124 135H125V133L126 132H124L123 134V136L122 137H124V138H126L128 141L129 140H132V141H129V142H131L132 143V145L134 146V148H133V146L131 145V143H129V142H127V140H124V138H120L119 136V132H116L117 131V127H119V126H117L118 125V122H120V121H122V123L125 121H123V118H124V115H123V117H122V120H121V118H120V121H116L117 122V124H115V123H112L111 122V125L113 124V126H111L110 127V120H108L107 122L105 121L106 119V116H109L110 115V112H112L109 108H108V106L111 104L110 102H106V101H103V100H100V99H97L96 97H97V95H98V93L101 91V90H103L102 89V81H100V79H101V76H100V74H97V75H93V72L94 73H96L97 72V67H96V70H94L93 72H92V67L93 66H91V72H92V74H91V72L90 73H88L89 72V67H87L88 68V70L86 69V66H85V64H84V59H83V55H81V53H80V50L83 48V47H85L88 43H92V42H100L101 41V37L100 36H94V35H92V34H90L91 32H89L88 31V29L84 26V25H80V26H78V27ZM42 27V28H43ZM39 28H40V26H39ZM43 28V29H44ZM43 29H41L42 30V32H44L45 31V29L43 30ZM66 29V28H65ZM39 30V29H38ZM41 30H40V33H42L41 32ZM115 30H116V28H115ZM119 30H121L120 28H119ZM164 31V30H163ZM162 31V32H163ZM164 32H166V31H164ZM49 38V39H48ZM48 38L47 39H44V40H46V41H42V45L40 44V46H42V48L43 47H46V49H48L49 47H47V46H45V45H48V46H51L50 45V42L49 41H53V40H51V39H56L55 37H51V39H50V36H48ZM130 38H132L131 40H130V42L129 43H127V41H128V39L125 37V39L127 40V41H125L124 42V40H122V42H124V47L123 48H121L120 49V47L119 48H115L114 49V54L117 56V55H119L121 52L122 53H126V50L127 49H129L130 48V50H131V47L133 46L134 48H136V46L139 48V50L138 51H140V47L138 46V44H135V42H136V40L138 39V38H136V36H130ZM155 38H157V39H159L158 40V42L157 41H155V43H157L156 45L158 46V47H160L161 49H163L165 46H166V41H164V35H159V34H155L154 33V39ZM43 42L45 43V44H43ZM132 43H133V45H132ZM53 44V43H52ZM11 44H8V46H10ZM54 45V44H53ZM136 45V46H135ZM141 45H143V44H141ZM39 46V47H40ZM39 47H37V46H35V50H33V48H30V50L32 49L33 51H35L36 52V50L38 51V52H40L39 50H40V48ZM151 47V46H150ZM150 47H148V49L150 48ZM134 48H132L133 50H131V51H135V50H137V49H135L134 50ZM152 49H150L149 51H151V52H155L156 51V48H155V50H153V48L154 47H151ZM120 49V50H119ZM145 49H147V48H145ZM117 50V51H116ZM130 50H128V51H130ZM53 51V50H52ZM54 51L52 52V53H54ZM76 53H74V52ZM106 50H104L103 49V51H98L95 55H94V60H96V61H100V56L101 55H103L102 53L103 52H105ZM55 52H58V51H55ZM72 52H73V54H72ZM141 52V51H140ZM41 53V52H40ZM101 53V54H100ZM132 52H130V54H131ZM133 53H135V52H133ZM37 54V53H36ZM72 54V55H71ZM136 54V53H135ZM140 54V53H139ZM9 55V54H8ZM7 55V56H8ZM38 55V54H37ZM70 55H71V59H70ZM74 55V56H73ZM136 55H138V54H136ZM12 56V54H10V57ZM41 56V55H40ZM73 56V57H72ZM60 57V56H59ZM79 57V58H78ZM61 58V57H60ZM82 58V59H81ZM81 60V62H80V60ZM79 60V61H78ZM38 61V60H37ZM42 61V62H43ZM51 61V60H50ZM83 62V63H82ZM26 62H23V64H22V61H15L14 62V64L13 63H11L10 65L13 67V68H15V66L18 68V67H20V66H23L24 64H25ZM120 63H122V62H120ZM133 63V58H132V56H128V58L124 61V63H123V65H125V66H128V65H130V64H132ZM22 64V65H21ZM27 64H29V63H27ZM38 64H39V62H38ZM55 64V63H54ZM83 66V67H82ZM84 66H85V69H84ZM43 67H44V70H41V68L43 69ZM47 67V66H46ZM75 68V69H74ZM83 70H82V69ZM94 68H95V65H94ZM52 69H53V71H52ZM56 69V70H55ZM8 70H9V67H7V74H8ZM32 70V71H31ZM41 70V71H40ZM49 70V71H48ZM87 70V71H86ZM39 71V72H38ZM49 73H48V72ZM51 71V72H50ZM82 71V72H81ZM84 71V72H83ZM36 73V75H35V73ZM55 72V73H54ZM78 72V73H77ZM132 72L134 73V71L132 70ZM9 75H13L14 74V72L13 71H10L9 70ZM45 73V74H44ZM49 75H48V74ZM133 75H137V74H132L131 73V76H133ZM20 76H22V77H20ZM65 76V77H64ZM67 76V77H66ZM94 77V79L93 78H89V77ZM138 76L140 77L141 76V72H140V74H138ZM35 77V78H34ZM37 77V78H36ZM42 77V76H41ZM63 78V79H62ZM39 79V80H38ZM46 79V78H45ZM44 79V80H45ZM85 79H87L86 81V83L85 84H82L83 83V81H85ZM93 79V80H92ZM43 80V81H44ZM64 80V82L62 83V81ZM42 81V82H43ZM137 81H139V78L138 77H136V76H133L132 78H131V82H132V84L134 85ZM45 82V81H44ZM48 83V84H47ZM55 84V85H54ZM48 86V87H47ZM46 87V88H45ZM51 87V88H50ZM59 87V88H58ZM54 88V89H53ZM92 88H95V89H93L92 90ZM14 89H15V91L16 92H14ZM53 89V90H52ZM64 92H63V91ZM23 91V92H22ZM57 91H59V92H57ZM80 93H79V92ZM4 93H5V95H4ZM14 93H17V94H14ZM48 94V96H47V94ZM13 94H14V96H13ZM75 94V96H73ZM42 95V96H41ZM50 95H51V97H50ZM60 95V96H59ZM77 95V96H76ZM58 96V97H57ZM242 96V95H241ZM245 96H247V95H245ZM244 96V97H245ZM3 97V98H4ZM7 98V99H12V98ZM81 97V98H80ZM233 97V99H235L234 98V96H232ZM243 97V98H244ZM249 97H251L250 95L249 96H247L246 98H244V101H245V99H247V104H245V105H243V106H241V108H245V112H244V110L243 111H241L240 110V112L239 111H237V112H239L240 113V116L238 115V119H239V117H241V119L243 118V120H245V122L247 123V124H249L252 120L254 121V119L256 120V122H257V120H259L260 119V116L263 118L264 116V112L262 113L261 112V110H260V112L258 111V110H256L258 113H255V110H254V112L252 111V109H251V113L253 112V113H255V115L256 114H259V116L257 117V119L256 118H253V117H255V115L252 117L250 114H249V110H250V108H248L247 106H248V100H250L251 98H249ZM45 98H47V99H45ZM80 98V99H79ZM229 98H231V97H229ZM242 98V97H241ZM54 99V100H53ZM56 99H58V100H56ZM82 99V100H81ZM85 99L87 100V101H85ZM88 99H90L89 101H88ZM206 99V98H205ZM204 98H202L201 100H199L200 102L201 101H203V100H205ZM232 99V98H231ZM207 100V99H206ZM228 100V99H227ZM243 100V99H242ZM79 101V102H78ZM91 101V102H90ZM86 102V103H85ZM204 102V101H203ZM202 102V103H203ZM48 103V104H47ZM53 103V104H52ZM75 103V104H74ZM55 104V105H54ZM74 104V105H73ZM77 104V105H76ZM83 104V105H82ZM51 105V106H50ZM76 105V106H75ZM39 106H40V108H39ZM70 106H72V107H70ZM75 106V107H74ZM77 106H79V107H77ZM80 106H83V107H80ZM222 105L220 104V106H219V104H218V107H221ZM6 107V105L4 106V108ZM28 107V108H27ZM74 107V108H73ZM205 107V106H204ZM217 107V105L215 106V108ZM217 107V112L218 113H215V114H218V117H217V120H216V117L214 116L215 114H213L214 113V110L215 109H213V108H209V109H211L210 111H209V109H206V111H205V108H201L202 110H197L196 112H194V113H199V116L201 117L203 114H201V112L202 113H206V114H204L202 117V119H204V121L201 123V124H203V127H202V125H197L195 128H197V129H199V130H197V129H195V133L196 132H198V133H196V134H194L195 135V137H197V135L198 134H202V135H204V132H205V135L206 134H208V132L207 131H205V130H209L210 128V126H211V124L212 123H210V124H208L209 123V120L211 121V122H213L214 124L212 125V126H214L215 125V127H216V123L218 122V123H220L219 122V117L221 116V114H222V116L220 117V119L221 118H223V117H225L226 116V114H225V116H223L224 115V113H226L227 111H229L228 113H227V115H229V113L230 114H234L233 112V110H228V107L227 106H225L226 108H227V111L226 110H223L222 108H224V109H226L225 107H223L222 106V108H220L221 110H219V108ZM48 108V109H47ZM75 108H77V109H75ZM207 108V107H206ZM238 107H236V109H237ZM246 108H248V109H246ZM72 109H73V111H72ZM232 109H234V107H232ZM192 110H194V109H192ZM74 111H78L77 113H76V115H74L75 113H74ZM81 111H83V112H81ZM189 111L191 112V110H188L186 113V118H185V122L182 120H180L181 121V123L182 124H185L188 128H189V125H188V121H186V119H188L189 120V118H190V121L192 122V120H194V119H196V118H198V117H196V114H195V116L192 114V116H190L189 117V115L192 113H190L189 114ZM209 111V112H208ZM212 111H213V113H212ZM220 111V112H219ZM248 111V112H247ZM262 111H264V110H262ZM83 113V114H81V113ZM161 112V111H160ZM216 112V111H215ZM241 112H243V113H241ZM80 113V114H79ZM150 113V114H149ZM248 114L249 116H251V117H248V115H246V114ZM252 113V114H253ZM102 114V115H101ZM159 115V118L158 117H155V115ZM161 114H163V113H161ZM174 114V115H173ZM211 114L213 115V117L211 116ZM236 114H238V113H236ZM262 114V115H261ZM23 115L24 116H26V117H23ZM79 115L81 116V117H79ZM151 115H152V117H151ZM198 115V114H197ZM210 115V117L211 118H209V120H208V116ZM220 115V116H219ZM12 116V117H11ZM35 116V118L33 119L32 117H34ZM47 116V117H46ZM101 116L103 117V119H104V121L102 120H100V118H101ZM127 116V115H126ZM143 118H142V117ZM161 116V117H160ZM184 116V115H183ZM188 116V117H187ZM205 116V117H204ZM79 117V118H78ZM150 117L153 119V122L155 123V125H154V123L151 121L152 119H150ZM192 117H194V119L192 118ZM227 117V116H226ZM27 118V119H26ZM126 118V117H125ZM124 118V119H125ZM128 118V117H127ZM158 118V119H157ZM215 118V119H214ZM259 118V119H258ZM31 119H33L32 121H31ZM77 119H79L78 121H77ZM100 120L99 121V123H98V121H97V123L96 122H94V120ZM130 119V118H129ZM157 119V120H156ZM160 119V120H159ZM170 119V120H169ZM180 119V118H179ZM181 119H184V117L183 118H181ZM211 119H214V120H211ZM70 120H72L73 122H74V124H73V122L72 121H70ZM127 120L128 119H126V121L123 123L124 125V127H122V128H124L123 130L125 131V129L127 128V129H129L127 126H129L128 124H129V121L127 122ZM131 120V119H130ZM139 120V121H138ZM159 120V121H158ZM174 120V121H173ZM176 120H178V121H176ZM207 120H208V122H207ZM242 120V123L240 122V119H239V121L238 122H240L239 124H241L240 126H239V124H237V123H235L234 121V123L235 124H237L238 126H239V128L240 129H243L242 127V125H246V123L244 122ZM264 120V119H263ZM77 123H76V122ZM112 121V120H111ZM132 121H135V120H131L130 122L131 123H133ZM151 121V122H150ZM171 121L172 122H174V123H171ZM176 121V122H175ZM217 121V122H216ZM30 123V125H31V127H30V125L28 126L26 123ZM93 122V123H92ZM101 122V123H100ZM115 122V121H114ZM140 122V123H141ZM188 122V123H187ZM84 125H83V124ZM122 123L120 122L119 123V125L121 124L122 125ZM127 125H126V124ZM136 123H133L134 125L136 124ZM140 123H138V124H140ZM176 123V124H175ZM180 122L178 123V124H181ZM232 124V126L230 125V127H233V125H234V127L233 128H235V127H237L235 124ZM72 124V127L70 126ZM92 124V125H91ZM115 124V125H114ZM158 124H159V126H158ZM173 124H175V125H173ZM190 124V123H189ZM192 124V123H191ZM190 124V125H191ZM206 124H208V126L209 127H206ZM220 124H222V122L220 123ZM220 124H218L219 126V128L221 129L222 127H224L225 129L226 128H228L229 127V125H227L228 127H225V126H221ZM262 124V123H261ZM25 125H26V128L27 127H30V128H33V130H31V131H28L29 129H24L25 128ZM224 125V124H223ZM67 126V127H66ZM73 126H74V128H75V126H77V128H79V129H73ZM89 126H91V128L92 129H90V127ZM126 126V127H125ZM145 125L143 124V129H145V127H147V126H145ZM156 126V127H155ZM221 126V127H220ZM242 126V127H241ZM35 127V128H34ZM84 127V128H83ZM134 127V126H133ZM158 127H161L160 129L161 130H158V131H155ZM179 127H181V126H179ZM191 127V126H190ZM215 127H213V129L215 128ZM229 127V128H230ZM247 127V125L245 126V128ZM177 128V127H176ZM201 128V129H200ZM205 128H209V129H205ZM224 128H222V132H228L229 131V128H228V131H227V129H226V131H225V129ZM244 128V129H245ZM256 130H260L259 131V133H262V134H259L258 133V131L256 132V138L258 139L259 137V139L260 140H264L263 138H264V134H263V131L264 130H262V129H264V124H262V125H259V126H256ZM126 129V130H127ZM134 129V128H133ZM136 130L138 129V128H135ZM174 129V128H173ZM224 129V130H223ZM232 129V128H231ZM53 130H54V132H53ZM140 130V129H139ZM142 130V129H141ZM140 130V131H141ZM148 131L149 129H145L144 131ZM190 130H191V128H190ZM202 130V131H201ZM210 130H212V128L210 129ZM219 130V129H218ZM218 130H217V132H218ZM262 130V131H261ZM66 131V132H65ZM72 131H74V132H72ZM133 131V130H132ZM135 131V130H134ZM140 131H138L137 133H139ZM143 131V130H142ZM141 131V132H142ZM143 131V132H144ZM220 131V130H219ZM220 131V132H221ZM231 131V130H230ZM70 132V133H69ZM110 132V133H109ZM116 134H115V133ZM155 132H156V135H154L155 134ZM177 132V131H176ZM213 132V131H212ZM216 132V131H215ZM220 132H218V133H216L215 134V136L217 135V134H219ZM221 132V133H222ZM68 134V136H66L67 134ZM114 133V134H113ZM118 133V134H117ZM133 132H131V134H132ZM210 133V132H209ZM228 133H230V132H228ZM257 133H258V135H257ZM91 134H93L92 135V137H91ZM110 134V135H109ZM151 134H153V136H151ZM177 134V133H176ZM70 135V136H69ZM113 135V136H112ZM116 135H117V137L118 138H120V139H118V140H115L117 137H116ZM128 135V134H127ZM143 135V136H142ZM149 135V137L151 136L154 140H156V141H154L152 138H150L149 139V137H148V139H147V136ZM222 135H223V133H222ZM225 135V138H226V134H224ZM223 135V136H224ZM229 135V134H228ZM261 135V136H260ZM95 136H96V134H95ZM154 136H156V137H154ZM220 137V136H218L219 138H221V140H225V139H223L224 137ZM259 136V137H258ZM263 136V137H262ZM108 137V138H107ZM113 137H116V138H114L113 139ZM158 137V138H157ZM217 136H216V139L218 138ZM66 138H68V140L66 139ZM198 138V137H197ZM254 138H255V136H254ZM255 138V141L257 140ZM141 139V140H140ZM158 139V140H157ZM171 139V138H170ZM226 139H228V138H226ZM258 139V143L260 142V144H258V143H256V145L257 146H254L255 145V141L254 142H252V145L251 146H254L255 147V149H257V151L259 150H261L260 152H261V154L263 153L264 154V146L262 145V144H264V141H263V143H262V141H260ZM120 140H122L121 142H120ZM139 140H140V142H143L144 143V145L145 146H143V143L140 145L139 144ZM219 140V139H218ZM229 140H231V139H228L227 141L228 142H226V143H229ZM232 140H234V139H232ZM247 140V139H246ZM245 140V142H247ZM250 140V139H249ZM68 141V142H67ZM73 141V142H72ZM104 140H102V141H100V143H101V145H100V143L99 142H97L96 143V145L95 146H98V144L100 145V147H102V145H103V147H104V145L106 146V144H104L105 142H103ZM123 141H124V143H123ZM148 141V142H147ZM235 141V140H234ZM233 141V142H234ZM120 142V143H119ZM125 142H126V144H125ZM152 142V143H151ZM176 141H174V143H175ZM232 142V143H233ZM103 143V144H102ZM128 143H129V145H128ZM136 143V144H135ZM150 143V144H149ZM154 143V144H153ZM158 144V147L156 146V144ZM174 143H172V145H174ZM177 143H178V141H177ZM176 143V144H177ZM72 144V145H71ZM108 144H107V146L106 147H108ZM150 146H149V145ZM151 144H153V146L151 145ZM231 144V143H230ZM229 144V145H230ZM69 145V146H68ZM90 145H89V147H90ZM154 145H155V148H154ZM159 145H161L162 147H160L159 148ZM166 145V144H165ZM169 145V144H168ZM178 145V144H177ZM224 145V144H223ZM225 145H228V144H225ZM225 145L223 146V147H225ZM232 145H234V144H232ZM132 146V147H131ZM143 146V147H142ZM147 146H149L148 148H151V146H152V148H154V149H149V150H151V151H149L147 154L146 153H144V151L145 152H147L146 150H148V149H146L145 150V147L147 148ZM258 146H260V147H258ZM262 146V147H261ZM66 147V148H65ZM99 147V146H98ZM110 147V146H109ZM116 147L115 145H112L111 146V150H108L109 148H105L106 150H108V152H110V153H112V154H110L109 153V155H108V157H107V155H106V157L109 159V156H110V158L111 157H113L114 155H119V153L124 149V146H122V147H120V148H122V150L119 152V150L120 149H118V151H117V147L114 149V148ZM166 147H167V145H166ZM165 147V148H166ZM168 147H170V145L168 146ZM183 147H185V148H183ZM181 149L183 150V151H185V152H187L190 148H192L190 145H189V143L186 145V146H183ZM228 147L229 146H227V147H225V149L223 148V151L224 152H226L227 150H229L230 148H232V146L231 147H229V149H228ZM244 147V146H243ZM254 147L253 148H251L252 149V151L250 150V149H247V150H250L249 152H250V154L249 155H251V153H253V155H254V153H255V155H254V157L256 156V157H260L261 158V161L263 162V160H264V155H263V157H262V155H260L259 153V151H258V153H256L255 151V149H254ZM256 147H258V148H256ZM58 148V149H57ZM113 148V149H112ZM164 148V149H165ZM171 148V147H170ZM71 149V150H70ZM101 149V148H100ZM163 149V150H164ZM244 149H245V147H244ZM156 150H154V151H156ZM163 150H161V151H163ZM117 151V154L115 153ZM125 151H122L121 153V155H123V152H125ZM142 151V152H141ZM218 151H220V150H218ZM217 150H216V152L215 153H217L218 152ZM201 151H198V152H196V154H198V156H200L201 154H202V152L200 153ZM248 152V151H247ZM246 152V153H247ZM248 152V153H249ZM12 153H11V151H9L8 153H6V154H4L3 155V158H12L13 157V155H12ZM53 154V155H51V154ZM115 153V154H114ZM158 153H160V151L158 152ZM211 153V152H210ZM212 153L213 154H215L214 153V151H212ZM56 154V155H55ZM148 154H150V155H152V156H149ZM200 154V155H199ZM213 154H211L212 155V157H217V156H213ZM217 154H219V152L217 153ZM259 154V155H258ZM70 155V156H69ZM147 155H148V157L149 158H147ZM216 155V154H215ZM252 155V156H253ZM17 156V157H18ZM23 156V157H22ZM25 156H26V158H25ZM156 158H155V157ZM252 156H250L251 157V159L249 160V156H246L247 158H248V160H247V162L249 161L250 162V164H251V161H252ZM28 157V158H27ZM150 157L152 158V159H150ZM184 157V156H183ZM186 158L188 157L187 155L185 156ZM209 157V156H208ZM211 157V156H210ZM254 158L253 159V161L252 162H254L255 161V159H256V161L257 162H259L258 160H257V158ZM73 158V159H72ZM153 158H155V159H153ZM201 158H203V157H201ZM207 158V157H206ZM202 159L203 160V162H204V160H206V161H208V159ZM259 158V159H260ZM46 159V160H45ZM107 159V160H108ZM177 159H179V161L177 160ZM182 159H184L185 160V158H182ZM18 160L20 161V162H18ZM70 160H72V161H70ZM183 160V162H187L188 160L186 159L185 161ZM69 161V162H68ZM137 163H136V162ZM196 161V160H195ZM195 161H194V164H192V166H193V169H190V171L193 173H196L195 174V176H194V178H192V176L190 177V179L192 178L193 179V184H195L196 185V183L198 182L197 180L200 178V180H202V179H206L205 178V175H204V178H202V176L201 175H199L200 173H202V172H199V174L197 175V172H195L194 171V169H195V167H196V165H195ZM205 161V162H206ZM255 161V162H256ZM17 162V163H16ZM29 162V163H28ZM33 162V163H32ZM55 162V163H54ZM246 162V163H247ZM252 163L251 164V166L252 165H254L255 164V166H259L260 167V170H261V168H262V166H260L257 162V164L256 163ZM261 162V163H262ZM20 163V164H19ZM191 163H193V161L191 162ZM240 163V162H239ZM187 165H188V163H186ZM206 164H208V162L206 163ZM205 164V165H206ZM245 164V163H244ZM32 165V166H31ZM40 165V166H39ZM47 165V166H46ZM240 165H242V164H240ZM249 164L247 163L246 165H242L244 168L246 167V169L245 170H248V172L250 171L251 172V170L249 169V167H250V165H249V167H247ZM55 166V167H54ZM65 166V167H64ZM68 166V167H67ZM192 166H190L191 168H192ZM239 165H237L236 166V168L238 167ZM255 166H253V167H255ZM64 167V168H63ZM71 167V166H70ZM182 167V166H181ZM241 167V166H240ZM253 167H252V170H253ZM258 167V168H259ZM2 168V169H1ZM40 168V169H39ZM53 168V169H52ZM65 168H67V169H65ZM174 168V169H173ZM197 168V167H196ZM244 168H243V172H242V170L240 171V173L242 174L243 173V175L242 176H240L241 174H239L238 172V170L240 169H238L237 168V171H236V173H238L237 175H238V177H237V175H236V177H235V179H239V180H237V181H239L240 183H238V182H236L235 183V185L237 184V186H238V184H240V185H244V184H242V182H244L243 180H246V179H243L242 177L245 175V176H247L248 174H250V175H252L253 177L252 178H254L255 176L254 175H256L257 176V172H258V168H257V172L255 171V169H254V172L252 171L251 173H245L244 172ZM242 169V168H241ZM17 170V171H16ZM63 170L61 171V172H63ZM259 170V171H260ZM49 171H50V173H49ZM58 172V173H56V172ZM197 171V170H196ZM23 172V173H22ZM46 172H48V173H46ZM54 172V173H53ZM10 173V174H9ZM103 173V172H102ZM47 174H48V176H47ZM54 174H55V176H54ZM191 173H186V175L189 177V175H190ZM219 174V177H218V175H216L218 178H220V177H223L224 179H221L225 184H227V185H225L224 183H221L220 185H222V184H224V186L222 187V186H219L218 184H219V180L216 178V177H214L213 176V180H211V181H214V178H215V181H217L216 182V185H218V193L217 192H215L216 190L215 189H217L216 187H214L215 189V191L213 190V193L211 192V191H209V190H211L210 189V187L208 188V189H206V187H208V186H210L211 184H212V182H209V180H210V176H208L209 178L208 179H206V181L207 182H209L210 183V185H209V183H205V180H203L204 181V183H203V181H202V183L203 184H205V185H207V186H205V188H203L204 190L206 189V191L204 192V193H202L204 196H206V195H208V202H212V200H213V202H212V204L214 203V204H217V203H220V202H228V204L226 203H223V204H225V205H227V206H225L226 208L228 207L229 209H228V211H226L227 209L226 208H224V212L226 211V213L227 212H230V211H232L231 210V206H233L232 204H234L235 203V205H236V202L235 201H228V199H230V198H237L236 197V195L238 194L236 191L237 190H239L240 188H236L235 190H233L232 191V193L230 192L231 190H232V186H233V184H232V186L230 185V184H228L229 182H227V181H229V179H227V181L225 182L224 180H226V176L224 177L222 174L223 173H218ZM220 174H221V176H220ZM247 174V175H246ZM254 174V175H253ZM258 174H260L259 172H258ZM44 175V176H43ZM126 175H127V173H126ZM13 176V177H12ZM52 176H54V177H52ZM97 176H104V175H102L101 173H100V175H99V173H97ZM96 176V177H97ZM106 176V175H105ZM128 176V175H127ZM172 176L174 177V182H179V183H181L182 182V180L178 177V175H176L175 173H172ZM198 176H200V177H198ZM240 176V177H239ZM260 176V175H259ZM261 176H263V175H261ZM260 176V178H258V176H257V178H256V180H258V179H264V176L263 177H261ZM7 177V178H6ZM16 177V178H15ZM207 177V176H206ZM250 176L248 175V177L247 178H249ZM15 178V179H14ZM19 178V179H18ZM105 178V177H104ZM124 178H126V176H124L123 177V179ZM171 178V177H170ZM227 178H228V176H227ZM14 179V180H13ZM17 179V180H16ZM46 179V180H45ZM49 179V180H48ZM51 179V180H50ZM57 179V178H56ZM128 177H127V182H128ZM217 179V180H216ZM250 179V178H249ZM125 180V181H126ZM196 180V183H194V181ZM220 180V181H221ZM242 180V181H241ZM248 180V179H247ZM14 181V182H13ZM18 181V182H17ZM53 181V182H54ZM124 181V182H125ZM140 181H137V182H140ZM192 181V180H191ZM214 181V182H215ZM221 181V182H222ZM51 182V183H50ZM126 182V183H127ZM201 181H199V183H200ZM6 183V184H5ZM17 183V184H16ZM165 183V182H164ZM198 183V184H199ZM202 183H200V184H202ZM233 183V182H232ZM138 184V183H137ZM135 185L134 184V187L132 186V191L134 192L136 189L138 190V187H139V192H137V190H136V192H137V194L139 195V193L141 192V186H139V184L138 185ZM141 184V183H140ZM199 184V185H200ZM203 184H202V186H203ZM264 185V184H263ZM17 186V187H16ZM26 186V187H25ZM28 186V187H27ZM46 186H48V185H46ZM163 186H167V184L165 183V184H163ZM32 187V188H31ZM34 187V188H33ZM39 188L38 190H36L37 188ZM135 187H137V188H135ZM164 187V189L165 190H167V191H165V193L166 192H168V188H165ZM219 187L221 188L220 190H219ZM23 188V189H22ZM36 188V189H35ZM131 188V187H130ZM200 188H202L201 186H200ZM228 188V189H227ZM17 189V190H16ZM19 189V190H18ZM26 189H27V191H28V194H27V191H26ZM33 189V190H32ZM224 189V190H223ZM16 190V191H15ZM22 190V191H21ZM170 190V189H169ZM202 190V189H201ZM221 190H223V191H221ZM226 190V191H225ZM228 190V191H227ZM262 190H264V189H262ZM262 190H260V192H259V190H257L259 193V195L261 196V192H262V197L264 198V192L262 191ZM6 191V192H5ZM20 191V192H19ZM32 191H33V193H32ZM235 191V192H234ZM248 191H249V194L251 193V192H253L252 193V195H254L255 194V196H257L258 194L256 193V191L254 190H247V193H248ZM30 192V193H29ZM164 193V194H165ZM186 193H188L189 195H190V197H191V200H192V194H191V192L189 191V189H187V191H186ZM209 193H211V194H209ZM217 193V194H216ZM225 193V194H224ZM227 193V194H226ZM15 194V195H14ZM24 196H23V195ZM26 194V195H25ZM142 194V193H141ZM202 194H200V196L202 195ZM216 194V195H215ZM231 196H230V195ZM235 194V196L233 197V195ZM4 195V196H3ZM221 195V196H220ZM227 195V196H226ZM258 195V196H259ZM27 196V197H26ZM23 197V198H22ZM26 197V198H25ZM29 197V198H28ZM105 197H107V195H105ZM109 197V199L111 198V196L109 195L108 196ZM201 197H203V196H201ZM207 197V196H206ZM219 197H224L223 198V200L222 201H220V202H215L214 200L216 199V200H218L219 199ZM227 197V198H226ZM4 198H5V201H4ZM225 198H226V200H225ZM234 198V199H235ZM26 199V200H25ZM75 199V198H74ZM73 199V200H74ZM106 199V198H105ZM104 199V197L102 198V201L104 202V203H106V205L104 206V204L102 203V211H103V209H106L107 208V210L108 209H110V204L112 203V202H109V199H108V201H106ZM186 199V198H185ZM219 199V200H220ZM8 200V201H7ZM22 200H24L23 202H21ZM38 200V199H37ZM73 200L71 201V202H73ZM100 201V199L97 197V200L95 199V205L98 207L99 206V203L98 202H96V201ZM186 200H188V199H186ZM2 201H3V203H2ZM7 201V202H6ZM29 201L30 202H33V203H29ZM77 201V200H76ZM76 201H74L73 203H72V209H73V204L76 202ZM189 201V200H188ZM236 201H238V200H236ZM263 201V200H262ZM261 201V202H262ZM38 202V201H37ZM70 202V203H71ZM78 202V201H77ZM233 202V203H232ZM264 202V201H263ZM262 202V203H263ZM5 203V204H4ZM70 203H68V204H70ZM97 203H98V205H97ZM143 203V202H142ZM142 203H141V205H142ZM145 203V202H144ZM189 203H190V205H182V203H180L179 201L177 202V203H175V205L174 206H176V207H178V208H182L184 211H185V213H187L188 215H186L184 212V214H185V216H191L192 218L193 217H195V215H194V212H195V210L196 211H199L198 213H200V214H202L203 216H201V215H199L198 213H196L195 212V214H197V215H199V216H197L196 215V221H194V222H196V224H195V227H197L198 226V224H202V223H207V221H208V218L207 217H211V213L209 212V210H208V207H207V205H204V206H201V207H197L195 204H193L192 202H190L189 201ZM230 203V204H229ZM27 204H30V205H32L33 204V206L31 207L30 205H27ZM68 204H67V207H68ZM78 204V203H77ZM77 204H76V207H78L77 206ZM150 204V203H149ZM146 205V203L145 204H143V205H146L148 208V211H147V213L149 212V211H151V207L150 206H152L151 204L150 205ZM212 204H210V205H212ZM4 205V206H3ZM7 205V206H6ZM15 205H17V206H15ZM38 205V204H37ZM64 205V204H63ZM62 205V207H64ZM95 205H93L92 204V206L93 207H91V208H94L95 207V209H98ZM133 206L135 205V204H132ZM137 206H140V204L138 205V204H136ZM135 205V206H136ZM75 206V205H74ZM132 206V207H133ZM134 206V210H136L137 209V206L135 207ZM146 206L144 207V209H142V207L143 206H141L140 208H141V210L143 211V210H145L146 209ZM4 207V208H3ZM13 207V208H14ZM20 207V206H19ZM21 207V211L20 212H22V210H26L25 212L27 213V214H24V215H28V210L30 209V208H28V209H23ZM76 207H74V209H76ZM155 207V206H154ZM2 208V209H1ZM26 208V207H25ZM36 208V207H35ZM69 208H71V207H69ZM136 208V209H135ZM153 208V207H152ZM233 208H235V206L233 207ZM232 208V209H233ZM32 209V210H33ZM129 209H130V207H129ZM133 209H131V215L129 216V215H127V210H128V207H127V205H126V203H123V204H120L119 206H118V212L120 213V214H123V215H125V217H126V215L129 217L128 218V223L130 224L131 222V225H130V227H128V228H123L124 230H119L118 229V231H116V227L118 226L117 224H120V225H124V223L122 222V220L120 219V218H118V217H115V218H113V219H108V220H111L110 222L109 221H104L103 222V227L104 228H107L108 229V227H107V225H109V226H111V224H112V226L108 229V231L106 232L105 230V232H104V234L101 236L100 235V237H102V239H101V241H100V239H99V237H97L96 238V240L98 239L99 240V242H97V241H95V243H92V241H93V237L92 236H94V237H96V235H98L99 236V234H97L96 232V235H94V233H93V235H91V233H88V234H90L91 236L90 237H88V239H86L87 241H85L84 240V236L82 237L81 236V234H78V233H83L82 232V230H83V228H84V226L83 227H80L81 225H85V223L88 221V219H86L87 218V216H88V214H90L91 212H92V214H90L89 216H88V218L90 217V216H92L93 214L94 215H96V216H98V217H96V216H92L93 218H94V220H95V217L96 218H100V215L102 214L100 211H101V209L99 208V210H97V211H99L98 213L99 214H95L94 213V211H91V209L88 211V213H87V215H84L85 213H74L75 214V216H74V214H73V216L74 217H76V218H78V220L80 219V217L82 218V216H83V218L81 219V220H83V221H80L79 220V222L81 223V222H83L84 223V221H85V223L83 224V223H81V225L80 224H78V220H74L78 225H79V227L80 228H82V229H80L79 227V230H78V228H77V225H76V227H75V223H73L72 222V220H70V219H72L73 218V216H72V218H69V220H70V223L72 222L73 223V225H71L72 226V228H74L75 229V231H76V229L78 230V232L76 231H73V229H72V231L75 233V234H77V235H75L76 237H74V235L73 234H69L70 233V231H68L69 229L71 230V228L69 227L70 226V223H68L69 225L67 226V225H65V224H67L66 222H68L69 220H65L64 222H60L61 224V226H59V228H58V226L55 224H53L56 228H58V230H56L57 231V233H55L56 231L55 230H53V225H51V229L50 230H53V231H55V232H53V231H51V232H49V233H52V236H53V233H55L54 234V236L55 235H58L59 233H61L60 231H62V233H61V235L59 234L58 236L60 237H62V234H63V231H66V227H68V232L69 233H67V234H69L70 236L71 235H73V238H71V240L73 239V240H75V239H77L78 238V235L80 236V237H82V238H78V240H81V242H82V239H83V241L85 242V244H84V242H83V245H85L84 246V249L81 251V252H83V254H79V255H77V256H75L73 259L71 258V260H76V258L77 257H79L78 259H77V261L78 262H80V259L82 258L83 260L84 259H86V258H84V256L83 255H85V257H87V255H95L94 257H95V259H94V257H91L92 259H89V260H93L94 262L92 263H89V264H95L97 261V263H99V259L100 260H102L101 259V257H99V256H101L102 254V252L99 254H97V257L98 258H96V254L95 253H93V251H92V249L93 248H91L90 247V249H88L89 248V245H88V242L90 241V243H92V245H90V246H94V247H96V245H97V243H99L98 245H97V248H99L100 249V247H98V246H100L101 245V248L103 249L104 247V252H110L113 256H111L110 255V253H109V255L110 256H108V254H107V256H106V258H107V260L108 261H104V260H102V261H100V262H102L103 264H104V262H106V263H108L109 262V264H127V263H129L128 261H127V258L125 257V256H120V255H118V257H117V255L116 254H123V255H126V256H128V254H126V253H128V252H131V254H132V252H133V254L135 253L136 254V252H138V256H139V254L140 255H143V251H141V253H139L140 252V250H142V249H144L143 247H145L146 246V243L148 244V246H147V250H146V253L144 254V255H146V256H144L143 258H140V257H137V254H136V258H138L137 260H136V258H135V254H134V258H131L132 256H131V254L128 256L129 258H131V259H133L135 262H132V260L130 259V263L131 264H133V263H135V264H142L143 262H145L146 263V260H150V263L149 264H166V263H169L170 264V262H171V264H175V263H181V258H180V260L178 259V255H175V254H173V255H175L174 256V258H172L173 257V255H172V253H168L170 250H172V246H171V243H172V241H173V239H174V241H175V239L176 238H173V237H175V235H176V237H177V235H179V233H180V235H179V237H177V238H179L180 239V242L178 241V239H176L177 241H175V242H177V245H178V247H180V248H183L184 247V243H182L181 241H185V240H188V238H189V236H190V233L188 232V231H181V232H179V231H176L177 232V234H175V233H172V232H169V233H171V234H166L165 236H167V235H169V238L168 237H164V235H163V233H162V236H159V235H161L160 233H161V228L162 227H160L161 226V224L159 225L158 223H151V219H159V216H157V215H154L155 217L154 218H151V219H149V225H155L154 227H160V229L158 230L157 228V230L151 225V227L152 228H154V229H152V228H150L149 226H146V225H148L146 222H145V216H143V220H144V223H142V221H141V219H142V214H143V212H141L140 210V213H141V219L139 218V217H136V216H138V214L137 215H134V213H136L135 211H134V213H133ZM138 209H139V207H138ZM150 209V210H149ZM156 208H153L152 209V213H154V214H161V212H158V211H154ZM31 210V209H30ZM29 210V211H30ZM94 210V209H93ZM107 210H105V211H107ZM222 210H220V212L222 213V215L224 214V212H222ZM15 211V212H14ZM23 211V212H24ZM207 211V212H206ZM24 212V213H25ZM95 212H96V210H95ZM108 212V211H107ZM107 212H105V218H104V220H106L107 218H108V215H110L109 217H111V210L109 211L110 213L107 215ZM7 213V214H8ZM97 213V212H96ZM145 213H146V210H145ZM144 213V214H145ZM146 213V214H147ZM163 213V212H162ZM225 213V214H226ZM263 213H264V211H263ZM21 214H23V213H21ZM83 214V215H82ZM143 214V215H144ZM151 213H149V215H150ZM204 214H205V216H204ZM213 214H214V212H213ZM224 214V215H225ZM9 215V214H8ZM72 215V214H71ZM76 215H79V216H76ZM82 215V216H81ZM164 215V213L163 214H161V216H160V218L162 217ZM219 215H221V214H219ZM224 215H223V217H224ZM20 216V215H19ZM22 216V215H21ZM86 216V218H84ZM104 215H101V217H103ZM218 216V215H217ZM24 217V216H23ZM135 217L137 218V220L138 219H140V220H136L135 219ZM149 217H152V214H151V216H148V217H146V220H148V218ZM191 217H189L190 219H191ZM209 217V218H210ZM212 217H213V215H212ZM211 217V219H209V221L210 220H212V221H214L215 220V216L212 218ZM165 218V217H164ZM206 218H207V220H206ZM92 219V218H91ZM157 219L156 220H154V222H156L157 221ZM93 220V219H92ZM98 220V219H97ZM135 222H134V221ZM217 220V219H216ZM222 220V222L220 221L219 223L221 224H224L223 222V218L221 219ZM38 221V220H37ZM37 221H34V223H33V225L35 224L36 226H37V224L39 223V221L37 222ZM89 221H90V219H89ZM88 221V222H89ZM139 221H141V224L143 225V224H145V226L146 227H149L151 230H153V232L155 231V233L154 234H156V236H157V238L158 237H160V238H158V240L159 239H162V237H163V239H165V241L162 239V241H164V243L162 244V241H161V243H159V242H157L158 244H160V245H158L155 241H157V240H153L154 241V243L155 244H157L156 246L154 245V243L151 241V240H149V241H146V236H144V232H148V229L146 230V228H145V226L143 225V230H142V228L139 226V225H141L140 223L137 225L136 223H138ZM208 221V222H209ZM37 222V223H36ZM106 222L108 223V224H106ZM148 222V221H147ZM153 222V221H152ZM64 225H63V224ZM91 223V221L89 222V224ZM94 223V222H93ZM97 223V222H96ZM95 223V224H96ZM215 224H212V222L210 223V225L212 224V225H218L216 222H214ZM57 224H58V222H57ZM106 224V225H105ZM208 224V223H207ZM32 225V226H33ZM117 225V226H116ZM128 225V224H127ZM203 226H205L204 224H202ZM202 225H200L201 226V229H202ZM64 226V227H63ZM66 226V227H65ZM86 226V225H85ZM88 226H90V225H88ZM88 226H86V229H85V232H86V230H87V228H88ZM106 226V227H105ZM114 226H116V227H114ZM199 226V227H200ZM208 225H206V227H207ZM221 226V225H220ZM55 227H54V229H55ZM62 227H63V229H65V230H61L62 229ZM100 227V226H99ZM114 227V228H113ZM210 227V226H209ZM217 227H219V226H217ZM37 229V228H36ZM35 229V230H36ZM203 229H205L204 227H203ZM35 230H33L32 229V233L34 234H37L36 232H33V231H35ZM38 231H39V228L37 229ZM36 230V231H37ZM60 230V231H59ZM80 230H81V232H80ZM37 231V232H38ZM47 231V230H46ZM45 231V232H46ZM49 231V230H48ZM47 231V232H48ZM84 231V230H83ZM143 231V232H142ZM31 232V231H30ZM29 232V233H30ZM46 232V233H47ZM59 232V233H58ZM85 232L83 233V234H85ZM141 232V234H140V237H139V233ZM153 232H152V234H153ZM157 232H159V233H157ZM188 232V233H187ZM46 233L43 235L44 237L43 238H45V236H46ZM65 232H64V234H66ZM72 233V232H71ZM132 233H134V234H132ZM136 233V234H135ZM138 233V234H137ZM189 235H187V234ZM206 233H208V232H206ZM205 233V234H206ZM32 234V235H33ZM66 234V236H65V238H64V236L61 238L60 237V240L62 241V239H64V241L66 240V238H67V240L66 241H70V239H69V236ZM87 234V235H88ZM174 234V235H173ZM181 234H184L183 235V237L185 238V240H182V239H184V238H182V235ZM49 235H51V234H49ZM131 235V236H130ZM172 235V236H171ZM52 236L50 237V238H52ZM53 236V237H54ZM58 236H55L54 238H56V237H58ZM205 236V235H204ZM59 237L57 238V239H59ZM72 237V236H71ZM85 237H86V234H85ZM43 238H42V240H43ZM49 238V237H48ZM47 237H46V239L48 240V241H50L49 239H48ZM75 238V239H74ZM87 238V237H86ZM92 238V241L90 240V239ZM166 238H168V240L169 239H171V241L169 240H167ZM182 238V239H181ZM69 239V240H68ZM55 240V239H54ZM134 242H133V241ZM46 240H43L42 242L41 241H37V244H39V245H41V243H43L41 246H43L44 245V247L45 246H47V245H45L46 243H47V241L45 242ZM93 241V242H94ZM129 241H131V242H129ZM173 241V242H174ZM44 242H45V244H44ZM102 242H103V245H102ZM146 242V243H145ZM151 242V243H150ZM168 242V243H167ZM49 243V242H48ZM126 243V244H125ZM128 243H130L131 244V246H134V247H132V249H129L131 246H130V244H128ZM153 243V244H152ZM180 243V244H179ZM182 243V244H181ZM186 243V242H185ZM105 244V245H104ZM129 246H128V245ZM60 245V244H59ZM86 245H87V247H86ZM150 245H152L153 247H154V249L153 250H151V251H149L150 250ZM180 245V246H179ZM58 246V245H57ZM102 246H104V247H102ZM127 246L129 247V248H127ZM143 246V247H142ZM170 246V247H169ZM142 249H141V248ZM162 247H163V249L164 250H166L167 251V253H164L163 252V254H162V256H160V254L162 253ZM80 248V247H79ZM78 248V249H79ZM140 248V250H138ZM77 249V250H78ZM94 249H96V248H94ZM152 249V248H151ZM260 248H258V252H257V255H259V252L261 251V255H263L262 253V249H260ZM87 250H89L88 252H86ZM101 250V249H100ZM124 252H123V251ZM126 250V251H125ZM144 250V251H145ZM196 250V252H198V250L199 249H194V251ZM256 250H255V252H256ZM101 251H103V250H101ZM112 251V252H111ZM165 251V252H166ZM193 251V252H194ZM41 252H43V251H41ZM86 252V253H85ZM91 252V254H89ZM95 252V251H94ZM104 252H103V256H104ZM254 252V253H255ZM88 253V254H87ZM242 254H245V255H247V251H245V250H242V252H241ZM254 253H252L253 255H254V260H256L255 258H259V257H261V255H259L258 257L256 256V253L254 254ZM22 255H23V253H21ZM42 254V253H41ZM41 254H39L38 256H36L37 258L39 257V256H41ZM87 254V255H86ZM132 254V255H133ZM164 254H167L165 257H167V256H170L169 257V259L167 260V258H166V260L168 261H166L164 258L165 257H163V255ZM180 254V253H179ZM200 254H201V252H200ZM199 253H198V256H195L196 258L198 257V260H199V258L200 259H202V257L204 256L203 254H201L200 255ZM250 254V253H249ZM250 255V256H252L253 257V255ZM29 255V254H28ZM44 254H42V257L41 258H43L44 256H43ZM197 255V254H196ZM203 255V256H202ZM26 256V254L24 255V256H16V257H18V259L17 260H19L20 262H21V258L22 257H25ZM131 256V257H130ZM172 256V257H171ZM242 257H243V255H241ZM35 257V258H36ZM158 257H163V260L165 261V262H162L163 260H162V258H159V259H157ZM175 257H177V261L179 260V262H177L176 260H174L175 259ZM193 258V262L195 263V262H197L198 260L196 259V258ZM247 257V256H246ZM249 257V256H248ZM28 258V257H27ZM41 258L39 257V262H40V260H41ZM89 257H87V259H88ZM103 258V257H102ZM105 257H104V259H106ZM114 258V259H113ZM140 258V259H139ZM184 258H186V257H184ZM204 258H205V256H204ZM229 258L226 254H225V258H223V260H221V261H224V262H221V263H219V264H225V262H226V264H229V263H227V261L229 260H227V259ZM22 259H24V258H22ZM44 259V258H43ZM63 259V258H62ZM96 259H98L96 262H95V260ZM113 259V261H110V260H112ZM162 261H161V260ZM173 259V260H172ZM244 259V258H243ZM248 259H251V258H248ZM16 260V261H17ZM61 260V259H60ZM70 260V262H68V263H70V264H75V263H73V261H71ZM127 261V263H126V261ZM129 260V259H128ZM161 262H160V261ZM186 260V259H185ZM196 260V261H195ZM226 260V261H225ZM59 261V260H58ZM57 261V262H58ZM77 261H75L76 263H78ZM82 261V260H81ZM125 261V262H124ZM157 261H159V263H157ZM173 261V262H172ZM174 261H176V262H174ZM18 262V261H17ZM62 262V261H61ZM63 262H64V260H63ZM83 262H88V260L87 261H82V263ZM90 262V261H89ZM147 262H149V261H147ZM189 262V261H188ZM230 262V261H229ZM81 263V262H80ZM79 263V264H80ZM81 263V264H82ZM96 263V264H97ZM105 263V264H106ZM145 263H143V264H145ZM179 263V264H180ZM65 264H67V263H65ZM83 264H88V263H83ZM99 264H101V263H99ZM257 264V263H256Z\"/></svg>", "mask_w": 264, "mask_h": 264}]
</instances>
